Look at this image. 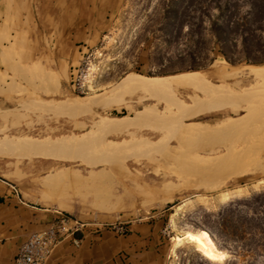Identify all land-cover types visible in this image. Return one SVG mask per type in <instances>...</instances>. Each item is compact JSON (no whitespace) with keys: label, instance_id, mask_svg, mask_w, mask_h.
<instances>
[{"label":"rangeland","instance_id":"374dc122","mask_svg":"<svg viewBox=\"0 0 264 264\" xmlns=\"http://www.w3.org/2000/svg\"><path fill=\"white\" fill-rule=\"evenodd\" d=\"M177 1L122 0L114 24L91 48L88 47V54L82 57L80 47V53L73 61L64 59L51 62L54 72L48 69L46 59L38 61L31 64L29 73H19L9 83H4V88L0 90V179L15 186L21 199L27 203L38 208L67 211L88 222L149 217L160 220L161 239L166 248L165 264H225L230 259L242 263L243 257H235L220 244L216 243L225 255L220 260H213L206 257L193 242L183 238L177 244L176 240L183 237L187 230L202 228L215 231L229 202L264 193V132H255L264 123V84L256 85L252 76L245 74L226 81L206 77L197 83L183 84L180 80L186 74L210 70L213 62L231 64L217 51L211 23L229 18L241 23L248 15L253 0ZM218 4L220 7H217ZM180 20L186 23L183 27H179ZM237 55L235 51L228 54L233 59ZM247 64L252 63L231 65ZM189 67L200 68L191 70ZM72 77L84 82L83 89H71ZM78 107L83 108L79 111ZM147 113L156 114L157 118L154 119L153 115L150 122L149 117H142L143 114L148 116ZM135 115H139V118ZM229 117H238L236 120L240 123L238 121L234 126L221 130V135L214 134L216 137L213 140L206 137L208 139L204 143L194 141L196 138L186 139L179 133V127L184 123L206 122L212 127ZM135 118L144 121L134 126L131 123ZM161 118H165V123ZM174 127L176 132L173 131ZM84 133L89 134L85 137ZM45 137L48 140L68 137L69 140L58 146H47ZM90 139L92 142L95 139L93 145ZM25 140L26 146L21 142ZM19 142L23 144L22 147V144L16 146ZM94 143L99 144V149ZM8 145L12 146L8 148ZM230 147L236 150L246 147L245 153L241 148L245 156L238 149L233 159L243 165L251 164L248 158L253 159L256 160L254 165L244 173L232 176L229 170L234 169L235 163H221L225 169L222 166H218L220 170L212 167V170H216L212 174L206 170L209 175L206 173L208 177H204L205 183L200 181L202 175L198 176L189 169V165L197 161L227 155ZM86 148L90 149L89 152ZM41 149L48 154L44 155ZM53 149L57 152L53 153ZM70 151L76 159L58 156L59 152L71 155ZM174 151L184 158L185 161L182 158L180 162L178 160L182 166L176 159L175 166L174 160H171L172 163L167 160L166 155ZM79 153L88 157L76 156ZM184 170H189L188 174ZM199 170L203 172V169ZM221 170L222 176L219 177L222 179L218 178ZM192 176L196 181L202 179L193 183L190 182L194 180ZM183 178H186V183ZM214 179L217 185L206 184L215 182ZM43 182L52 185L44 186ZM198 182L201 186L197 185ZM183 186H186L185 189ZM198 231L208 235L203 230Z\"/></svg>","mask_w":264,"mask_h":264},{"label":"crops","instance_id":"0c3cea01","mask_svg":"<svg viewBox=\"0 0 264 264\" xmlns=\"http://www.w3.org/2000/svg\"><path fill=\"white\" fill-rule=\"evenodd\" d=\"M121 4L122 0H0V90L19 73H29L38 61L46 59L51 72V62L73 61L80 47L91 48L108 32ZM11 185L0 179V264H13L27 236L59 211L27 203ZM152 218L124 220L128 230L123 236L88 226L76 234L78 245L71 237L61 239L47 264H165L161 221Z\"/></svg>","mask_w":264,"mask_h":264},{"label":"trees","instance_id":"16d2710c","mask_svg":"<svg viewBox=\"0 0 264 264\" xmlns=\"http://www.w3.org/2000/svg\"><path fill=\"white\" fill-rule=\"evenodd\" d=\"M187 1L193 0L177 2ZM217 7H220L219 4ZM247 14L241 23L229 18L223 22L214 20L210 26L217 51L231 64L264 63V0H253ZM184 22L180 20L179 27H183L186 24ZM234 51L238 55L233 59L228 54ZM217 226L215 231L202 228L198 230L205 231L215 245L220 244L235 257H243L242 263L230 259L225 264H264V193L229 202Z\"/></svg>","mask_w":264,"mask_h":264},{"label":"bare ground","instance_id":"6f19581e","mask_svg":"<svg viewBox=\"0 0 264 264\" xmlns=\"http://www.w3.org/2000/svg\"><path fill=\"white\" fill-rule=\"evenodd\" d=\"M198 73L197 74H192V75H187L186 74V76L183 78V79H181L180 80V82L181 83H183V84H185V83H197V82H199V81H201V80H204L206 77L207 78H213L212 80H214V79H217V81L219 80V81H226V80H230V79H234V78H236V77H238V76H240V75H243V74H245V75H248V76H252V79H254L255 81H256V85H261V84H264V65H256V64H247V65H241V66H236V65H231V64H228V63H226V62H213L212 64H211V69L210 70H208V71H197ZM134 77V76H133ZM173 77V76H172ZM175 77V76H174ZM128 78V77H127ZM137 78V77H136ZM166 78H168V77H166ZM209 78V79H210ZM151 79V78H150ZM161 79V78H160ZM159 79V80H160ZM163 79V78H162ZM169 79V78H168ZM145 80V79H144ZM164 80V79H163ZM211 80V79H210ZM236 80V79H235ZM234 80V81H235ZM131 81H132V79H131ZM139 81V80H138ZM138 81H137V83H138ZM141 81V80H140ZM146 81V80H145ZM233 81V80H232ZM134 82V81H133ZM141 82H143V81H141ZM122 83H124V82H122ZM121 83V84H122ZM146 83V82H145ZM125 84V83H124ZM124 84H122V85H124ZM131 84H132V82H131ZM141 84V83H140ZM143 84V83H142ZM169 84V82L167 81V83H166V85H168ZM144 85V84H143ZM152 85V84H151ZM157 85V84H156ZM159 85V84H158ZM233 85V84H232ZM235 85V84H234ZM126 86V85H125ZM131 86V85H130ZM160 86H165V85H160ZM236 86V85H235ZM254 86V85H253ZM115 87V86H114ZM121 87V86H120ZM133 87V86H132ZM138 87V86H137ZM165 87H167V86H165ZM123 89V88H122ZM140 89V88H139ZM149 89V88H148ZM147 89V90H148ZM255 90L257 89V88H254ZM253 89V90H254ZM260 89V88H259ZM121 90V89H120ZM127 90V89H126ZM134 90H136L135 88H134ZM150 90V89H149ZM170 90H171V88H170ZM109 91V90H108ZM110 91H111V89H110ZM115 92H117V91H115ZM119 92V91H118ZM143 92V91H142ZM141 92V93H142ZM147 92V91H146ZM151 92V91H150ZM134 92H132V93H130V94H133ZM135 93H137L136 91H135ZM145 93V92H144ZM148 93H149V91H148ZM152 93V92H151ZM258 93V92H257ZM114 94V93H113ZM128 94V93H127ZM99 95V94H98ZM106 95V94H105ZM119 96V95H118ZM121 97V96H120ZM77 98V97H76ZM72 99V98H71ZM74 100V99H73ZM76 100H78V99H76ZM82 100V99H81ZM103 100V99H102ZM105 100H107V99H105ZM111 100V99H110ZM122 100V99H121ZM80 101V100H79ZM88 101V100H87ZM109 101V100H108ZM113 101H115L114 99H113ZM196 101V100H195ZM198 101V100H197ZM73 102H75V101H73ZM203 102V101H202ZM70 103V102H69ZM77 103H78V101H77ZM83 103H86V102H84V100H83ZM198 103V102H197ZM81 104V103H80ZM96 104H97V102H96ZM188 104V103H187ZM65 105V104H64ZM85 105V104H84ZM260 105V104H259ZM50 106V105H49ZM73 106H75V104L73 105ZM197 106V105H196ZM62 107V106H61ZM60 107V108H61ZM67 107V106H66ZM74 108V107H73ZM76 108L77 107H75V109L74 110H76ZM79 108V111H80V109L81 108H83V107H78ZM63 109V108H62ZM64 110V109H63ZM69 110V109H68ZM84 110V109H83ZM67 111V110H66ZM77 111V110H76ZM208 112V111H207ZM81 114H82V112H80ZM150 113V112H149ZM149 113H147V115L149 114ZM182 113V112H181ZM171 114V113H170ZM174 114V113H173ZM139 115H140V113H139ZM139 115H135V117L137 116V118H139ZM153 115H155V118H154V116ZM183 115H184V113H183ZM248 115V114H247ZM143 116H145V118H148L149 120L151 119V118H154V119H156L157 117H156V114H153L152 113V115L151 114H149L148 116H146V114L144 115H142V117ZM152 116V117H151ZM169 116V115H168ZM161 117V116H160ZM164 117V116H163ZM174 117V116H173ZM188 117V116H187ZM242 117V116H241ZM240 117V118H241ZM253 117V116H252ZM131 118H133V117H131ZM167 119H168V117H166ZM176 118V117H175ZM175 118H173V119H175ZM178 118V117H177ZM179 118H181V117H179ZM238 118V117H237ZM237 118H233V117H229V119L228 120H222V121H219L220 123H217V126H209V124H207L206 122H202V123H188V124H186V123H184V124H181V126L179 127V133L183 136V137H188V139L190 138H192L191 140H194L195 138V140L194 141H196V142H203L204 143V141L205 140H207L208 138H210L209 140H213V138L214 137H216V136H213L214 134L216 135L217 133L219 134V135H221L220 134V131L221 130H223V129H226V128H230V127H232V126H234L235 124H237L236 122H238L239 120H236ZM261 118V117H260ZM102 119V118H101ZM109 119V118H108ZM124 119H126V118H124ZM129 119V118H128ZM136 119V118H135ZM147 119V120H148ZM162 119V118H161ZM165 119V118H164ZM164 119H162L163 121H164ZM243 119V118H242ZM258 119V118H257ZM100 120V119H99ZM98 120V121H99ZM105 120V119H104ZM121 120V119H120ZM132 120V119H131ZM159 120H160V118H159ZM180 121H181V119H179ZM98 121H97V123H98ZM114 121H116V120H114ZM123 121V120H122ZM125 121V120H124ZM123 121V122H124ZM129 121V120H128ZM144 120L143 119H136V120H134L133 119V123H131V124H141L142 122H143ZM154 121V120H153ZM161 121V120H160ZM160 121H158V122H160ZM242 121V123L241 124H243V120H241ZM262 121V120H261ZM261 121H260V123H261ZM102 122V121H101ZM101 122H99V123H101ZM112 122V121H111ZM132 122V121H131ZM150 122H151V120H150ZM167 122V121H166ZM170 122V121H169ZM172 122V121H171ZM182 122V121H181ZM264 122V121H263ZM262 122V123H263ZM104 123V122H103ZM107 123H109V122H107ZM118 123V122H117ZM125 123H127V121H125ZM145 123V122H144ZM144 123H143V125H144ZM149 123V122H148ZM152 123H154L155 124V121L154 122H152ZM151 123V124H152ZM163 123H165V121L163 122ZM178 123V122H177ZM183 123V122H182ZM240 123V121L238 122V124ZM111 124V123H110ZM109 124V125H110ZM116 124V123H115ZM168 124V123H167ZM173 124V123H172ZM98 125V124H97ZM101 125H103V124H101ZM101 125H99V127L101 126ZM121 125H123V124H121ZM134 125V126H135ZM153 125V124H152ZM251 125V124H250ZM96 126V125H95ZM108 126V125H107ZM112 126V125H111ZM117 126H119V123H118V125ZM117 126H115V127H117ZM128 126H130V125H128ZM151 126V125H150ZM153 126H155V125H153ZM168 126H169V124H168ZM172 126V125H171ZM245 126V125H244ZM257 126V125H256ZM255 126V127H256ZM98 127V126H97ZM104 127V126H103ZM114 127V128H115ZM121 127V126H120ZM120 127H118V128H120ZM123 127H125L126 128V126L124 125ZM122 127V128H123ZM143 127V126H142ZM141 127V128H142ZM146 127V126H145ZM159 127V126H158ZM178 127V126H177ZM238 127H240V126H238ZM101 128V127H100ZM113 128V127H112ZM117 128V129H118ZM173 127H171V129H172ZM175 128V127H174ZM233 129V128H232ZM235 129V128H234ZM233 129V130H234ZM257 129V128H256ZM97 130V129H96ZM102 130V129H101ZM106 130V129H105ZM116 130V129H115ZM176 130V128L173 130V131H175ZM88 131V130H87ZM169 131H170V129H169ZM246 131V130H245ZM247 131H248V129H247ZM252 131V130H251ZM90 132V131H89ZM92 132V131H91ZM98 132H99V130H98ZM176 132V131H175ZM177 132H178V130H177ZM255 132H261V134H263L262 132H264V123H263V125L261 124L259 127H258V129L255 131ZM94 133V132H93ZM172 133V132H171ZM248 133V132H247ZM84 134H86V133H84ZM89 133H87L86 135H85V137H87V135H88ZM175 134V133H174ZM255 134V133H254ZM261 134H257V135H260L261 136ZM91 135V134H90ZM172 135H173V133H172ZM235 135V134H234ZM260 136H259V138H260ZM85 137H83V138H85ZM98 137V136H97ZM97 137H95V138H97ZM169 137V136H168ZM167 137V138H168ZM171 137H173V136H171L170 135V138ZM176 137H178V134L176 133ZM194 137V138H193ZM206 137H208L207 139H205ZM256 137V136H255ZM262 137H264L263 135H262ZM20 138V137H19ZM46 138V137H45ZM78 138V137H77ZM90 138H92V137H90ZM166 138V139H167ZM175 138V137H174ZM180 138H182V137H180ZM20 139H22V138H20ZM47 140H48V137L46 138ZM53 140H48L47 142H46V144L45 145H47V146H49V145H53V144H56V146H58V145H60V144H62V143H65L67 140H69L68 139V137H58V138H56V140H54V138H52ZM172 139V138H171ZM183 139V138H182ZM187 139V138H186ZM204 139V140H203ZM238 139V138H237ZM260 139H262V138H260ZM23 140V139H22ZM29 140H31V139H29ZM83 140V139H82ZM85 140V139H84ZM88 140V139H87ZM91 141V143H92V145H93V142H94V140H93V142H92V139H90ZM165 140V139H164ZM168 140H170V139H168ZM235 140V139H234ZM239 140V139H238ZM242 140V139H241ZM32 141H34L33 139H32ZM31 141V142H32ZM36 141H39V140H35V142ZM46 141V140H45ZM44 141V142H45ZM77 141V140H76ZM256 141V140H255ZM9 142V141H8ZM22 143L24 142V145H25V143L27 142L26 140L25 141H21ZM21 142H19L16 146H18L19 144H22ZM43 142V141H42ZM42 142H40V143H42ZM75 142V141H74ZM143 142V141H142ZM163 143H164V141H162ZM207 142V141H206ZM205 142V143H206ZM245 144H246V142H245V140L243 141ZM259 142V141H258ZM263 142V141H262ZM5 143V142H4ZM7 143V142H6ZM13 143H15V142H13ZM12 143V144H13ZM29 143V142H28ZM71 143V142H70ZM78 143V142H77ZM81 141H80V146H81ZM91 143H89L90 145H91ZM149 144H150V142H148ZM148 143H146V144H148ZM235 143V142H234ZM233 143V144H234ZM244 143H242L243 144V146L245 145ZM255 143V142H254ZM261 143V142H260ZM44 143H42V145H43ZM76 144V143H75ZM95 144V143H94ZM108 144V143H107ZM112 144V143H111ZM121 144V143H120ZM119 144V145H120ZM231 144V143H230ZM251 144H253V143H251ZM250 144V145H251ZM262 144H264V143H262ZM262 144H261V146H262ZM4 145V144H3ZM27 145V144H26ZM25 145V146H26ZM29 145H30V143H29ZM36 145V144H35ZM35 145H34V147H35ZM66 145V144H65ZM64 145V146H65ZM69 145V144H68ZM74 145V144H73ZM72 145V146H73ZM92 145H91V148H92ZM96 145V146H95ZM94 146L95 147H97V145H99V144H95ZM153 145H155V144H153ZM162 145V144H161ZM240 145V144H239ZM246 145H248V144H246ZM245 145V146H246ZM256 145V144H255ZM258 145V144H257ZM2 146V145H1ZM7 146V145H6ZM5 146V147H6ZM12 145H8V148L9 147H11ZM23 146V144L21 145V147ZM41 146V145H40ZM107 146V145H106ZM112 146H114V145H112ZM117 146H118V144H117ZM157 146H159V144H157ZM242 146V145H241ZM260 146V145H259ZM15 147V146H14ZM61 147V146H60ZM59 147V148H60ZM63 147V146H62ZM84 147V146H83ZM94 147V148H95ZM104 147V146H103ZM153 147V146H152ZM160 147V146H159ZM162 147V146H161ZM234 147V146H233ZM231 148L230 147V151L228 152V154L227 155H222V154H220V155H215V156H212V157H209L208 159H204V160H200V161H197V162H195V163H193V164H188L189 165V169L191 168V170H193V172L196 174V175H198V176H200V175H202L203 176V179L202 178H200V179H202V180H200L199 178V180L200 181H202V183L204 182L205 183V180L207 179V174L209 175V173H207V172H209L210 171V173L212 174L213 172V170L214 169H219V167L220 166H222V168H224V166L221 164V163H224V162H229V163H235V167H234V169L233 170H229V174H230V172H231V175L232 176H234V175H239V174H241V173H244L249 167H251V166H253L254 165V162L256 161V160H254L253 161V159L251 160V159H249L248 158V160L247 161H252V162H250L251 164H249V165H243L242 164V162H240V161H237V162H235V160L233 159V157H235L236 156V153H237V150L238 149H241V148H244L243 149V152L245 153L247 150V148L246 147H241V148H237V150L235 149V148ZM236 147V146H235ZM250 147H252V146H250ZM256 147H258V146H256ZM2 148H4V147H2ZM7 148V149H8ZM20 148V147H19ZM43 148V147H42ZM48 148V147H47ZM71 148V147H70ZM70 148H69V150H70ZM73 149H74V146L72 147ZM71 148V149H72ZM89 148H90V146H89ZM98 148V147H97ZM97 148H95L96 150H97ZM102 148V147H101ZM154 148V147H153ZM246 148V149H245ZM6 149V148H5ZM4 149V150H5ZM12 149V148H11ZM11 149H10V151H11ZM13 149H15V148H13ZM12 149V150H13ZM18 149V148H17ZM31 149H32V147H31ZM66 149H68V148H66ZM85 149V148H84ZM83 149V150H84ZM87 149V148H86ZM93 149V148H92ZM99 149V148H98ZM164 149V148H163ZM4 150H1L2 152L4 151ZM9 150V149H8ZM22 150V149H21ZM21 150H19L20 152H21ZM39 150V149H38ZM42 150V149H41ZM44 150V149H43ZM42 150V151H43ZM49 150H51V149H49ZM57 150H58V147H57ZM69 150H67V151H69ZM76 150H77V148H76ZM88 150V152H89V150L90 149H87ZM155 150V149H154ZM236 150V152H234ZM244 150H246V151H244ZM9 151V152H10ZM25 151V152H24ZM24 151H22V152H24V153H26V149H24ZM29 150H27V152H28ZM40 151V150H39ZM39 151H37V153H39ZM53 151V153H55V152H57V151H54V149L52 150ZM61 151V150H60ZM157 151V150H156ZM159 151V150H158ZM227 151H228V149H227ZM241 152H242V149L240 150ZM41 152V151H40ZM46 152V150H44V155H47L48 153H45ZM73 152V151H72ZM75 152V151H74ZM87 152V153H88ZM184 152V151H183ZM182 152V153H183ZM240 152V153H241ZM242 152V155H244L245 156V154ZM249 152V151H248ZM253 152V151H252ZM252 152H250V153H252ZM42 153V154H43ZM52 153V152H51ZM70 153H71V151H70ZM78 153V152H77ZM164 153V152H163ZM221 153V152H220ZM227 153V152H226ZM239 153V152H238ZM239 153V154H240ZM7 154V153H6ZM18 154V153H17ZM27 154V153H26ZM25 154V155H26ZM42 154H41V156H42ZM59 155V157H61V158H74L75 157V155H73V153H71V155H67V154H65L64 152H59L58 153ZM75 154V153H74ZM88 154H90V153H88ZM87 154V155H88ZM160 154V153H159ZM247 154V153H246ZM253 154V153H252ZM15 155V154H14ZM24 155V156H25ZM29 155V154H28ZM32 155H33V153H32ZM37 155H40V154H37ZM53 155V154H52ZM51 155V156H52ZM78 155H80L81 157L82 156H84V154L83 155H81L80 153L79 154H77L76 156H78ZM161 155V154H160ZM179 155H180V153H178V152H175L174 151V153H171V154H168V155H166V158H167V160L169 159L170 161L171 160H174V159H176V162L178 163V160L179 159H181L182 157H179ZM183 155V154H182ZM257 155V154H256ZM3 156V155H2ZM21 156V155H20ZM30 156V155H29ZM29 156H27V157H29ZM49 156H50V154H49ZM48 156V157H49ZM56 156V155H55ZM186 156V155H185ZM188 156V155H187ZM16 157H18V156H16ZM88 157V156H87ZM86 157V155L83 157V158H87ZM238 157H240V155H238ZM243 157V156H242ZM241 157V158H242ZM249 157H250V155H249ZM55 158H58L57 156L55 157ZM80 158V157H79ZM187 158V157H186ZM197 158V157H196ZM227 158V159H226ZM246 158H247V155H246ZM59 159V158H58ZM74 159H76V158H74ZM183 160L182 161H185L184 160V158H182ZM191 159V158H190ZM262 159H264V158H262ZM197 160V159H196ZM244 160V159H243ZM169 161V162H170ZM189 161H191V160H189ZM246 161V162H247ZM264 161V160H263ZM179 162H180V160H179ZM245 161H244V163H246ZM171 163H172V161H171ZM240 164L239 166H238V164ZM253 163V164H252ZM154 164H155V162H154ZM175 160H174V165L173 166H175ZM179 164V163H178ZM219 164H221V165H219ZM120 165V164H119ZM179 165H181V164H179ZM177 166V165H176ZM182 166V165H181ZM181 166H179V168H181ZM215 166H216V168H215ZM219 166V167H218ZM229 166V165H228ZM256 166H258V165H255L254 167H256ZM264 165H262V167H263ZM118 167V166H117ZM158 167V166H157ZM166 167V166H165ZM178 167V166H177ZM212 167H214V169L212 170L211 168ZM260 167V166H259ZM176 168V167H175ZM210 168V169H209ZM226 168V167H225ZM224 168V169H225ZM230 168V167H229ZM258 168V167H257ZM178 169V168H177ZM182 170L184 169L183 167L181 168ZM199 169H203V172H201V170H199ZM221 169V168H220ZM219 169V170H220ZM163 170V169H162ZM171 170H175V169H171ZM206 170H208L207 172H206ZM228 170H226V171H228ZM179 171H181V170H179L178 169V172ZM185 171V173L186 174H188V172H189V170H187V172H186V170H184ZM215 172H216V170H214ZM224 171V170H223ZM200 172L201 173H204V175L203 174H200ZM214 172V173H215ZM219 171H217V173H218ZM180 174H181V172H179ZM185 173H183L182 172V174L184 175ZM207 173V174H206ZM221 173V174H220ZM176 174V173H175ZM192 175H193V173H191ZM194 174V176H196ZM164 175V174H163ZM177 175H178V173H177ZM182 175V176H183ZM217 175V174H216ZM219 175H221L222 176V170L219 172V174H218V178H220L219 177ZM223 175H226V174H223ZM180 176V175H179ZM186 176V175H185ZM194 176H192L193 178H194V180H195V177ZM197 176V177H198ZM201 176V177H202ZM205 176H207V177H205ZM177 177V176H176ZM181 177V176H180ZM191 177V178H192ZM196 177V178H197ZM206 179H205V178ZM213 177V176H212ZM215 177V176H214ZM188 178H189V176H188ZM190 178V179H191ZM215 179H216V177H215ZM214 179V181L215 182H208V183H206V184H208V185H210V186H215V185H217L218 184V182H216V180ZM220 179H222V178H220ZM52 180V179H51ZM186 180V178H183V182ZM191 181L190 180V182H193V183H195V182H197V181H199V180H195V181ZM204 180V181H203ZM218 180V179H217ZM54 181V180H53ZM223 181V180H222ZM51 182V181H50ZM177 182V181H176ZM221 182V181H220ZM52 183V182H51ZM185 183H186V181H185ZM188 183H189V181H188ZM55 184H57V183H55ZM190 184V183H189ZM198 184H200V182H198L197 183V185ZM43 185L44 186H48V187H50L49 185H52V184H49V185H47L46 183L44 184V182H43ZM182 185H184V184H182ZM190 185H192V184H190ZM194 185V184H193ZM204 185V184H203ZM178 186V185H177ZM187 186V185H186ZM186 186H183V189H185L184 187H186ZM200 186H201V184H200ZM199 186V187H200ZM47 187V188H48ZM163 187V186H162ZM171 187V186H170ZM178 188V187H177ZM176 188V189H177ZM182 188V187H181ZM195 188V187H194ZM172 189V188H171ZM179 189V188H178ZM192 189V188H191ZM45 190V189H44ZM153 190V189H152ZM158 190V189H157ZM149 191V190H148ZM159 191V190H158ZM172 191V190H171ZM170 191V192H171ZM50 192V191H49ZM160 192V191H159ZM169 192V191H168ZM168 192H166V193H168ZM154 193V192H153ZM152 193V194H153ZM156 193H158V192H156ZM148 195V194H147ZM146 195V196H147ZM150 195V194H149ZM158 196V195H157ZM146 200H147V198H146ZM151 200V199H150ZM147 202V201H146ZM100 203V202H99ZM149 203H150V201H149ZM113 204V203H112ZM115 206V205H114ZM98 207V206H97ZM95 208V207H94ZM99 208V207H98ZM104 208V207H103ZM106 209H109V207H105ZM112 208V207H111ZM103 210V209H102ZM186 239L187 241H189V242H193L196 246H197V248L201 251V252H203L204 253V255L206 256V257H208V258H210V259H213V260H220L221 258H223V256L225 255V252L224 251H222V250H220V249H218L217 247H216V245H215V243H214V241H213V239L210 237V236H208V235H203L200 231H191V230H187V231H185L184 232V234H183V237H178L177 238V240H176V243L177 244H179L181 241H182V239Z\"/></svg>","mask_w":264,"mask_h":264},{"label":"built area","instance_id":"2783aa9c","mask_svg":"<svg viewBox=\"0 0 264 264\" xmlns=\"http://www.w3.org/2000/svg\"><path fill=\"white\" fill-rule=\"evenodd\" d=\"M81 50L83 57L88 54L89 48L83 46ZM84 63L87 64L86 61ZM70 87L73 91H79L83 89L84 82L72 77ZM11 188L19 195L15 186L11 185ZM88 226L95 232L108 230L120 236L125 235L128 230L126 222L123 221L88 222L64 211H56V216L50 223L31 232L21 243L15 252L13 264H47L53 249L61 239L71 237L73 244L78 245L80 239L76 237V234Z\"/></svg>","mask_w":264,"mask_h":264}]
</instances>
